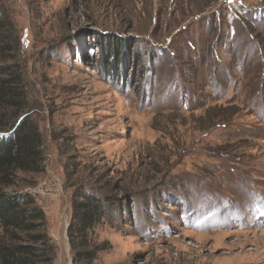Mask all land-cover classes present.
I'll return each mask as SVG.
<instances>
[{"label": "rangeland", "instance_id": "rangeland-1", "mask_svg": "<svg viewBox=\"0 0 264 264\" xmlns=\"http://www.w3.org/2000/svg\"><path fill=\"white\" fill-rule=\"evenodd\" d=\"M0 9L45 157L6 190L43 211L51 264H73L66 230L80 186L127 207L100 232L93 264H264V0Z\"/></svg>", "mask_w": 264, "mask_h": 264}, {"label": "trees", "instance_id": "trees-1", "mask_svg": "<svg viewBox=\"0 0 264 264\" xmlns=\"http://www.w3.org/2000/svg\"><path fill=\"white\" fill-rule=\"evenodd\" d=\"M18 45L13 21L0 9V264H51L55 247L43 211L29 193L6 190L19 173L42 172L45 161L43 135L23 115L29 103L15 60ZM105 67L114 75L118 71L114 60H107ZM70 206L66 235L72 263L93 264L105 250L100 232L121 222L127 207L106 189L92 186L78 187Z\"/></svg>", "mask_w": 264, "mask_h": 264}]
</instances>
